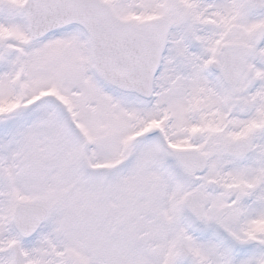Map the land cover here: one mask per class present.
<instances>
[{
  "label": "snow or ice",
  "instance_id": "1",
  "mask_svg": "<svg viewBox=\"0 0 264 264\" xmlns=\"http://www.w3.org/2000/svg\"><path fill=\"white\" fill-rule=\"evenodd\" d=\"M0 264H264V0H0Z\"/></svg>",
  "mask_w": 264,
  "mask_h": 264
}]
</instances>
